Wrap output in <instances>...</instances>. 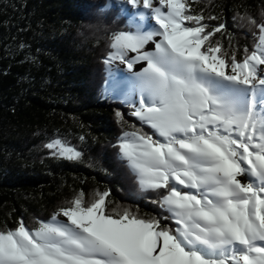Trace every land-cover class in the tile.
Returning a JSON list of instances; mask_svg holds the SVG:
<instances>
[{"label":"snow or ice","instance_id":"6c2138e0","mask_svg":"<svg viewBox=\"0 0 264 264\" xmlns=\"http://www.w3.org/2000/svg\"><path fill=\"white\" fill-rule=\"evenodd\" d=\"M125 2L158 27L115 33L105 59L131 72L132 115L152 130L125 132L120 159L168 215L116 212L108 191L89 203L81 193L35 229L21 219L0 230V264H264V23L237 60L210 41L224 25L206 31L186 0ZM46 147L82 155L59 139Z\"/></svg>","mask_w":264,"mask_h":264},{"label":"trees","instance_id":"16d2710c","mask_svg":"<svg viewBox=\"0 0 264 264\" xmlns=\"http://www.w3.org/2000/svg\"><path fill=\"white\" fill-rule=\"evenodd\" d=\"M110 1L0 0V230L15 229L21 219L35 229L81 193L89 203L108 191V208L116 212L168 215L158 193L142 190L120 159L125 132L151 129L102 92L113 35L133 31ZM186 2L203 14L206 31L224 25L210 37L218 55L242 60L245 49L255 48L264 0ZM56 139L81 157L53 155L46 145Z\"/></svg>","mask_w":264,"mask_h":264},{"label":"rangeland","instance_id":"374dc122","mask_svg":"<svg viewBox=\"0 0 264 264\" xmlns=\"http://www.w3.org/2000/svg\"><path fill=\"white\" fill-rule=\"evenodd\" d=\"M112 2L117 3L118 6L122 8L123 13L128 17L129 24L132 26L133 31H137V30L148 31L158 27L155 24L148 10L143 8L140 9L134 8L132 5L127 4L125 0H111L109 4L111 5ZM155 2L158 3V0H155ZM140 13H142L143 15H141ZM147 49L154 50V45L149 44L147 46ZM107 66H108L107 72L109 74V78L112 77V71H114V69H117L118 74L122 76V80H120L121 82L119 83V85H117L118 88L117 89L113 88V90H112V86L111 87L109 86L110 79H108V81L106 80V83L103 88V95L107 97H112L113 100H117V99L123 100L125 103H127V105H129L130 108L134 110V108L138 106V103L133 104L131 102H127L125 99V96L129 95L130 90L132 93L139 96V92L135 90L134 78L132 77L131 72H129L125 64H122L119 61H114L111 64H107ZM142 67H143V62H141V64L136 65L134 71L139 72L142 70ZM259 67L264 68V65H261ZM58 219L65 220L66 218L59 216Z\"/></svg>","mask_w":264,"mask_h":264},{"label":"bare ground","instance_id":"6f19581e","mask_svg":"<svg viewBox=\"0 0 264 264\" xmlns=\"http://www.w3.org/2000/svg\"><path fill=\"white\" fill-rule=\"evenodd\" d=\"M109 79H110L109 80V84H110L109 86L110 87L112 86V90H113V88L114 89L118 88L117 85H119V83L121 82L120 80H122V76L120 74H118L117 69H114V71H112V77L109 78ZM130 92H131V90L129 91V95L125 96V99H126L127 102H132L133 98H134V95H136V94H134L132 92L130 93Z\"/></svg>","mask_w":264,"mask_h":264},{"label":"water","instance_id":"95a60500","mask_svg":"<svg viewBox=\"0 0 264 264\" xmlns=\"http://www.w3.org/2000/svg\"><path fill=\"white\" fill-rule=\"evenodd\" d=\"M108 79H109V74H107V81H108ZM103 88H104V85H103ZM103 88H102V92H103ZM104 97H106V96L104 95ZM114 101L120 102L121 104L125 105L126 107H129V105H127V103H125L123 100L117 99Z\"/></svg>","mask_w":264,"mask_h":264},{"label":"flooded vegetation","instance_id":"af4514ba","mask_svg":"<svg viewBox=\"0 0 264 264\" xmlns=\"http://www.w3.org/2000/svg\"><path fill=\"white\" fill-rule=\"evenodd\" d=\"M139 96H137V95H134V98H133V101L131 102V103H133V104H136V103H138L139 104ZM245 178V177H244ZM246 179V178H245Z\"/></svg>","mask_w":264,"mask_h":264}]
</instances>
